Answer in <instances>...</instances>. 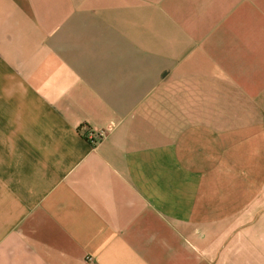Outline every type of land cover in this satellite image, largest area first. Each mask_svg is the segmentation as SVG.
<instances>
[{
    "label": "crops",
    "instance_id": "0c3cea01",
    "mask_svg": "<svg viewBox=\"0 0 264 264\" xmlns=\"http://www.w3.org/2000/svg\"><path fill=\"white\" fill-rule=\"evenodd\" d=\"M0 264H264V0H0Z\"/></svg>",
    "mask_w": 264,
    "mask_h": 264
}]
</instances>
